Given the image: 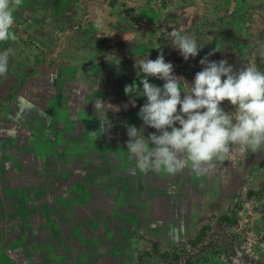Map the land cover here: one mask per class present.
Instances as JSON below:
<instances>
[{
	"label": "crops",
	"instance_id": "obj_1",
	"mask_svg": "<svg viewBox=\"0 0 264 264\" xmlns=\"http://www.w3.org/2000/svg\"><path fill=\"white\" fill-rule=\"evenodd\" d=\"M14 15L12 30L18 40L0 42V50H13L9 72L0 78V115L14 113V119L2 117L0 126L6 122L16 125L18 113L24 119L33 114L35 96H47L49 80H59L64 87H87L75 93L89 97L91 115L103 117V111L96 112L92 105L99 97L110 105L106 113L119 107L144 127L138 113L146 98L125 95L124 87L135 82L142 88L139 60H155L160 52L173 64L174 74L189 83L202 70L199 61L209 53H213L210 60L226 59L235 69L254 64L264 72V0H23ZM173 30L197 41L202 47L197 57L183 59L171 45L169 33ZM149 82L164 83L154 78ZM107 117L102 125L110 123ZM45 118L48 120L46 114ZM154 132L145 127L144 135ZM260 151L249 161L259 163L264 149ZM216 162L200 171L182 164L175 174L152 171L144 177L140 188L152 187L153 192L144 191L142 201L132 208L136 205L142 210L141 221L146 224L142 229L148 234L167 226L160 242L169 245L171 252L161 253L160 245L153 242L138 259L163 264L162 259L182 243L191 244L202 228L228 217L225 212L233 208L240 172ZM115 253L124 258V250L118 246Z\"/></svg>",
	"mask_w": 264,
	"mask_h": 264
},
{
	"label": "rangeland",
	"instance_id": "obj_2",
	"mask_svg": "<svg viewBox=\"0 0 264 264\" xmlns=\"http://www.w3.org/2000/svg\"><path fill=\"white\" fill-rule=\"evenodd\" d=\"M62 83L49 80V96H35L33 114L24 119L18 113L16 125L0 126V264H146L147 259L138 257L153 242L163 248L158 251L169 254L171 247L160 242L167 226L148 234L142 229L146 225L142 210L132 208L142 201L144 191L153 192L152 187L140 188L152 171L137 169L126 152L127 127H141L135 116L119 107L113 113L103 111L102 118L91 115L89 97L75 93L87 87L72 89ZM2 117L10 121L14 113L4 112ZM106 117L110 127L103 129ZM253 154L249 151L237 163L221 160L240 172L233 208L225 213L233 218V211L247 202L256 217L253 228L260 229L264 191H258L264 188V155L252 163L249 158L257 156ZM213 223L191 244L174 249L175 258L171 255L162 263L240 264L234 244L230 250L212 239V247L209 239L219 231ZM116 246L124 250V258L114 256Z\"/></svg>",
	"mask_w": 264,
	"mask_h": 264
},
{
	"label": "clouds",
	"instance_id": "obj_3",
	"mask_svg": "<svg viewBox=\"0 0 264 264\" xmlns=\"http://www.w3.org/2000/svg\"><path fill=\"white\" fill-rule=\"evenodd\" d=\"M22 2L0 0V42L18 40L12 29L14 13ZM169 35L185 61L199 55L202 47L194 38L179 30ZM12 51L0 50V78L9 72ZM212 54L199 61L202 70L190 83L174 74L163 52L155 60H139L142 88L133 82L125 85L124 92L146 98L138 113L144 127L126 129V152L140 171L175 174L182 164L200 171L213 167L214 160H224L233 147L240 153L264 149V72L254 64L235 69L226 59L210 60ZM149 78L164 83L157 86ZM225 101L231 111L222 106ZM107 107L101 100L94 101L96 112ZM145 127L156 132L145 136Z\"/></svg>",
	"mask_w": 264,
	"mask_h": 264
},
{
	"label": "built area",
	"instance_id": "obj_4",
	"mask_svg": "<svg viewBox=\"0 0 264 264\" xmlns=\"http://www.w3.org/2000/svg\"><path fill=\"white\" fill-rule=\"evenodd\" d=\"M222 106L226 111L232 110L229 109L231 108L229 104L227 107H225L226 105ZM248 152L240 153L233 147V150L226 159L234 163L239 161L243 155H246ZM263 191L261 193H263ZM246 203L247 202L241 204L240 207L233 211V222L213 223L215 227L219 228V231L210 237L209 242L214 245L212 239H215L218 245L221 244L224 247H228L230 250V244H234L236 247V260H240V264H264V227L260 229L253 228L256 217L251 215L248 211L249 207ZM249 203H252L254 207H256V203L251 201H249ZM204 239L207 240V236H205ZM212 247H215V245Z\"/></svg>",
	"mask_w": 264,
	"mask_h": 264
},
{
	"label": "trees",
	"instance_id": "obj_5",
	"mask_svg": "<svg viewBox=\"0 0 264 264\" xmlns=\"http://www.w3.org/2000/svg\"><path fill=\"white\" fill-rule=\"evenodd\" d=\"M263 189L264 188H261L258 192L261 193L263 191ZM237 207H238V205H235V208H237ZM215 221L219 222V223H231V222H233V218H231V217H220V218H218V220H215ZM208 227L209 226L202 228L201 231H200V234H202L205 230H207ZM171 255H172V258H175L174 257L175 256V252L171 253Z\"/></svg>",
	"mask_w": 264,
	"mask_h": 264
}]
</instances>
